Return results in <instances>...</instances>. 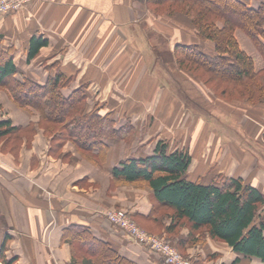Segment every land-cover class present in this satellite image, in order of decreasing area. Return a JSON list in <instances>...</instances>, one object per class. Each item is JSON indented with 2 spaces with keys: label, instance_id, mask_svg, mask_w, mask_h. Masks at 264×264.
<instances>
[{
  "label": "crops",
  "instance_id": "crops-1",
  "mask_svg": "<svg viewBox=\"0 0 264 264\" xmlns=\"http://www.w3.org/2000/svg\"><path fill=\"white\" fill-rule=\"evenodd\" d=\"M33 36H41L47 45L27 61ZM193 43L199 40L186 19L155 14L146 0H31L24 9L0 15V46L14 47L20 73L44 82L60 71L70 79L62 93L67 96L81 88L89 111L97 107L121 135L106 139V148L88 155L70 141L51 148L38 113L17 107L0 89V120L34 129L31 137L22 138L17 154L0 148V247L9 235L5 256L14 257L13 264H70L74 248L64 232L72 225L86 227L135 264H163L158 254L104 215L124 210L141 228L166 236L158 211L166 207L146 184L114 179L112 174L125 159L153 155L160 140L168 143L169 152L188 150L189 180L208 184L224 173L243 178L264 194L261 164H220L224 152L214 147L213 122L189 106L197 95L193 98L184 87L192 84L201 92L207 87L178 68L172 50L175 44ZM204 47L212 50L208 42ZM217 136L222 142L223 136ZM171 236L196 264H232L235 259L236 264H264L235 254L207 234L201 243L188 242L187 229Z\"/></svg>",
  "mask_w": 264,
  "mask_h": 264
},
{
  "label": "trees",
  "instance_id": "trees-1",
  "mask_svg": "<svg viewBox=\"0 0 264 264\" xmlns=\"http://www.w3.org/2000/svg\"><path fill=\"white\" fill-rule=\"evenodd\" d=\"M146 1L153 13L179 15L193 28L199 43L173 46L175 63L181 71L223 100L248 106L264 105V0L256 8L250 7L251 0ZM237 30L260 53L261 68L257 69L254 59L241 49L235 36ZM206 42L211 44V51L205 49ZM46 45L41 36H33L26 60L30 61ZM14 52L13 46L6 49L0 46V89L17 107L38 113L39 126L51 137V148L70 141L81 154L88 155L94 149L106 148V139L121 137L108 116L99 115L97 107L89 111L87 96L81 88L67 96L62 93L70 79L60 71L56 70L44 82L36 81L19 72ZM33 132L31 124L13 126L10 119L0 120L1 150L17 154L22 138L31 137ZM168 147L166 141L160 140L153 155L125 159L112 171L114 179L145 183L159 204L166 207L158 209L162 221L159 226L166 236L157 235L183 254L179 244L169 237L174 238L180 230L187 229L188 242L201 243L207 234L226 243L237 255L264 261V194L243 178L224 173L216 174L208 184L191 181L187 177L191 163L188 150L169 152ZM64 237L74 248L70 264H135L81 225L67 228ZM8 240L6 234L0 247L2 264L15 262L14 257L5 256Z\"/></svg>",
  "mask_w": 264,
  "mask_h": 264
},
{
  "label": "rangeland",
  "instance_id": "rangeland-1",
  "mask_svg": "<svg viewBox=\"0 0 264 264\" xmlns=\"http://www.w3.org/2000/svg\"><path fill=\"white\" fill-rule=\"evenodd\" d=\"M259 3L260 0H251L250 7L256 8ZM235 33L241 47L252 56L257 69L260 68L263 61L254 44L241 30H237ZM180 79L182 81V78ZM184 88L193 98L195 94L197 95L196 99L192 100L193 103L189 102L192 111L214 124V147L218 148L220 152H224V159L220 164L227 167L229 163L244 162L247 167H250L256 161L264 168V139L262 137L264 105L248 106L228 102L219 97L220 95L217 93L216 96H213L208 88H206L208 90L203 88L201 92L199 89L196 90L192 84ZM216 98L226 103L218 102ZM216 132L223 136L221 137L222 142L219 141ZM241 151H245L246 155Z\"/></svg>",
  "mask_w": 264,
  "mask_h": 264
},
{
  "label": "built area",
  "instance_id": "built-area-1",
  "mask_svg": "<svg viewBox=\"0 0 264 264\" xmlns=\"http://www.w3.org/2000/svg\"><path fill=\"white\" fill-rule=\"evenodd\" d=\"M31 0H0V15L16 12L24 9ZM109 222L117 226L129 237L139 244L148 247L158 254L163 264H193L188 258L183 256L178 249L163 237L148 233L142 229L130 217L128 212L121 209L107 210L104 213Z\"/></svg>",
  "mask_w": 264,
  "mask_h": 264
}]
</instances>
